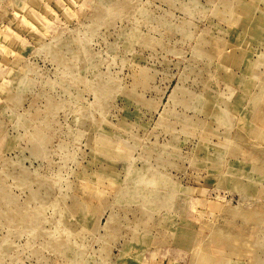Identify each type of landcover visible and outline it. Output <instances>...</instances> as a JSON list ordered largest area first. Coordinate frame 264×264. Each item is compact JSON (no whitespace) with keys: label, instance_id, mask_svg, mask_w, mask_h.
<instances>
[{"label":"rangeland","instance_id":"rangeland-1","mask_svg":"<svg viewBox=\"0 0 264 264\" xmlns=\"http://www.w3.org/2000/svg\"><path fill=\"white\" fill-rule=\"evenodd\" d=\"M0 264H264V0H0Z\"/></svg>","mask_w":264,"mask_h":264}]
</instances>
